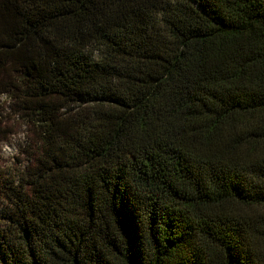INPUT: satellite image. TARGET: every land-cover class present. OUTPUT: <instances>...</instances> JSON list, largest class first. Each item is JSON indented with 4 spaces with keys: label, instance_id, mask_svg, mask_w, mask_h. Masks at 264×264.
<instances>
[{
    "label": "trees",
    "instance_id": "16d2710c",
    "mask_svg": "<svg viewBox=\"0 0 264 264\" xmlns=\"http://www.w3.org/2000/svg\"><path fill=\"white\" fill-rule=\"evenodd\" d=\"M2 94L0 264H264V0H0Z\"/></svg>",
    "mask_w": 264,
    "mask_h": 264
},
{
    "label": "rangeland",
    "instance_id": "374dc122",
    "mask_svg": "<svg viewBox=\"0 0 264 264\" xmlns=\"http://www.w3.org/2000/svg\"><path fill=\"white\" fill-rule=\"evenodd\" d=\"M41 152L37 133L25 119L14 113L12 100L7 95H0V185L11 178L16 179L26 168H34ZM6 193L0 189V216L10 205ZM4 227L5 222L0 218V228Z\"/></svg>",
    "mask_w": 264,
    "mask_h": 264
}]
</instances>
